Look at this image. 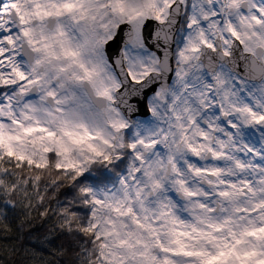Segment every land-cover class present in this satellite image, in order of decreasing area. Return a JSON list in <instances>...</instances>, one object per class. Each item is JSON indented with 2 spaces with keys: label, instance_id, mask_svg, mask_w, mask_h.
<instances>
[{
  "label": "snow or ice",
  "instance_id": "1",
  "mask_svg": "<svg viewBox=\"0 0 264 264\" xmlns=\"http://www.w3.org/2000/svg\"><path fill=\"white\" fill-rule=\"evenodd\" d=\"M0 264H264V0H0Z\"/></svg>",
  "mask_w": 264,
  "mask_h": 264
}]
</instances>
